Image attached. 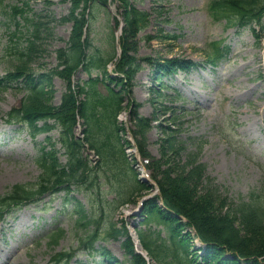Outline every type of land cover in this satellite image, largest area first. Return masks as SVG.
Returning a JSON list of instances; mask_svg holds the SVG:
<instances>
[{
  "label": "rangeland",
  "instance_id": "374dc122",
  "mask_svg": "<svg viewBox=\"0 0 264 264\" xmlns=\"http://www.w3.org/2000/svg\"><path fill=\"white\" fill-rule=\"evenodd\" d=\"M127 1L135 10L147 13L148 26L144 30L134 28L131 34H122L126 27L128 29L123 5L112 0H107L105 7L92 12L89 31H86V26L82 29L83 38L88 33L91 40L88 53L102 56L112 53L116 57L122 54L120 48V55H117L116 43L120 29L119 45L123 35L127 55H131L141 67L129 82L131 85L120 95L116 128L111 118H106L109 113L99 99L105 98L102 101L110 103L107 89L118 91L122 88L108 79L94 87L86 85L88 74L82 66L71 74L68 83L56 73L62 71L61 58L69 49L74 27L73 21L61 20L69 15L70 1L0 0V77L17 67L16 51H24L32 42L29 70L35 78L44 81L42 88L50 105L58 107L64 96L70 93L69 89L79 105L86 100V95L80 92L81 87L85 91L87 88L93 90L89 101V111L93 113L91 124L86 126L77 113L73 133L82 138L85 130L89 131L99 150L82 149L92 171L87 182L71 185L68 193L61 191L39 196L36 202L0 222V264H49L52 256L61 251H75V257L68 264H97L99 254L90 256L79 249L78 244L79 239L93 231L96 225L100 226L101 232L95 245L104 247L118 264H128V249L123 244L127 239H108L105 235L108 225L123 226L128 230L136 227L143 233L150 228L148 238L157 239V233L152 234V231H158L160 227L139 224L141 217L135 211L144 195L151 196L156 191L159 196L155 201L160 204L165 196L155 182L156 186L151 191L130 193L134 177L147 186L151 182L148 178L144 183L142 175L154 174L157 180L165 182L166 176H185L193 163L200 164L202 175L197 184L198 194L220 196L224 199L221 214L230 212V216L234 211L232 206L241 200L248 201L251 193L262 195L264 192V42L259 45L249 27H225L224 18L215 20L209 8L211 0ZM13 5L21 12L14 19L8 10ZM79 11H82L81 3L75 14ZM259 36L264 37V32ZM213 43H219L220 48L225 45L228 51L224 50V57L211 68L206 62V53L210 52L208 46ZM211 51L214 52L213 49ZM167 59H183L194 65L185 71L179 69L169 78L162 77V83L168 88L158 93L153 64ZM114 68L115 62H112L107 73L117 77ZM96 75L100 78L97 71L92 70L90 76ZM106 84L109 85L107 89ZM20 87L14 84L0 89L2 116L21 107L17 106L22 104L26 90ZM138 116L149 121L144 135L136 131ZM48 124L52 126L53 121L49 120ZM113 126L123 152L109 149L108 133ZM113 131L111 135H115ZM172 136L175 137L176 151L165 149ZM51 145L59 164H65L66 154L60 143L58 125L32 140L25 129H15L0 119V195L16 184L34 187L41 174L36 162L40 149ZM138 148L147 160L138 156ZM89 183H93L92 187ZM110 183L123 193L122 198L127 193L132 194L125 204L117 208L112 202L114 192L106 193ZM76 202L83 204L90 214L92 222L87 228L79 224ZM172 202L173 206L180 208L174 200ZM175 217L179 219L178 224L181 222L183 225V233L192 238L191 253L200 251L193 245L197 243L193 226L181 214H175ZM232 217L235 226L240 228L239 215ZM56 228L61 229L64 235L52 248L48 244V235ZM158 233L162 242L158 240L157 245L168 249V253L160 251V254L166 261L179 264L171 253L173 248L169 244L167 230L162 229ZM151 264L160 263L154 259Z\"/></svg>",
  "mask_w": 264,
  "mask_h": 264
},
{
  "label": "trees",
  "instance_id": "16d2710c",
  "mask_svg": "<svg viewBox=\"0 0 264 264\" xmlns=\"http://www.w3.org/2000/svg\"><path fill=\"white\" fill-rule=\"evenodd\" d=\"M69 1L71 4L69 15L63 17L61 20L73 21L74 27L70 36L69 49L65 53L64 58H61L62 62L60 66H62V71H56V73L64 77L68 83L70 82L71 74L79 66H82L88 74L86 85L94 87L98 82H104L108 79L115 82L116 86L122 88L117 91L110 87L108 88L109 85L106 84L105 86L106 89L108 88L107 92L111 101L110 103H105L102 101L105 98L99 99L107 108L106 113H109L106 114V118H111L112 124H115V127L118 128L117 114L120 112V95L131 85L129 82L132 81L141 67L131 55H127V47H125L122 35L120 39L122 54L115 61L114 68L117 77L110 76L107 73V65L113 61L115 56L112 53L107 56L88 53L91 47V40L89 39L88 33H86V38H83L82 32L84 26H86V31H89L91 19L93 18L92 12L98 8L105 7L107 0ZM112 1L116 4L123 5L124 20L128 24V29L126 27L122 34H131L134 28L140 31L148 26L147 13L135 10L127 0ZM80 3L82 4V11L75 14ZM209 8L215 20L220 18L225 19V27L249 26L255 39L258 40V44L262 40L264 41V37L259 36L260 32H264V0H212ZM8 10L12 14L13 19L21 13L20 9L15 5L9 6ZM252 25H255L259 31H256ZM32 44V42H29L24 51H16L17 56L15 59L18 62L17 67L13 71L7 72L3 78H0V88L2 89L11 83H23V86L26 88V95L21 107L12 110L4 118L5 120L16 121L18 124L25 125L32 138H35L40 133L49 131L52 126L58 125L60 127V143L66 154V163L63 165L59 164L53 151V145L50 148L42 147L40 149V155L36 159V162L41 168L39 182L34 187L16 184L7 193L0 195V217H3L15 207H21L33 202L38 196L45 193H53L63 189L69 191L71 185H81L87 182V178L91 176L92 172L89 159L87 157L85 158L82 154L83 144L75 137L73 128L77 113L83 119L86 126L91 124V116L93 113L89 111L91 106L89 105V101L91 100L93 90L87 88L85 91L81 87L80 92L86 95V100L79 103V105L76 104V98L70 89V93L64 96L63 101L58 107L50 105L44 88H42L44 81L40 80V78L36 79L34 74L29 70V58L31 49L33 48ZM218 45L213 43L210 47L208 46L209 49L211 48L214 51L212 53L210 49V52L208 51L206 53V59L211 64L221 56L222 50ZM151 62L152 60L149 61V63ZM190 64L189 61L183 59H167L154 62V79L159 85L156 92L159 93L163 89L168 88L167 84L162 83V77L171 76L179 69L184 71L190 67ZM92 70H96L100 78L98 76H90ZM0 117H2L1 113ZM137 118L136 131L139 130L138 133L144 135L149 128V121L145 117L138 116ZM49 120L53 121L52 126L48 124ZM39 122L42 124L39 125ZM114 129L113 126L112 131ZM113 132H115V135H111L110 132L108 133L109 144L111 145L109 149L122 151V143L116 137L117 131ZM174 140L175 137L172 136L170 143L165 145V149L168 148V151H176V141L174 142ZM84 141L91 149L95 148L96 152L99 151L95 143L92 142L91 135L87 130H85ZM138 150L140 155L145 158L146 155L140 148ZM122 155L121 153V158ZM193 165L191 167L192 169L185 173V176H177L175 178L166 176L165 182L160 180L162 183L157 180L156 175H151L158 185L160 192L165 195L162 202L166 209L158 206L157 201H155L156 198L146 201L142 211L143 213L141 214L145 222L163 224L168 231V241L173 248L171 253H173L174 261H179V264L195 263L188 259L191 253L190 242L192 238L186 233H183L184 230L181 229L183 225H180L181 222L178 224L177 220L179 219L175 217V214L184 216L188 223L195 229L196 236L206 245L203 255L200 256L197 253L191 254L196 258H200L204 264H264V192L262 195L251 193L248 201L244 202L241 200L238 204L232 206L234 207V211H232L231 216L229 215L230 212L221 214L224 199L220 196H211L203 192L198 194L197 184L200 182L202 175V166L200 164L195 165L194 163ZM134 181L129 188H132L130 193H138L151 189L150 185H142L136 177H134ZM89 184V187H92L93 183ZM129 189L126 192H129ZM106 192L115 193L116 197L113 200V203L116 205L115 208L125 204L132 195L127 193V196L122 198L123 193L118 191L113 183L108 185ZM170 199L174 200L180 208H177L175 205L173 206V202ZM75 213L81 227L87 228L91 225L92 220L89 217L90 214L80 202H77ZM236 214L239 215L240 228L234 224L232 216H236ZM108 228L109 230L106 233L108 238L116 239L125 234V228L123 226L115 227V225L109 224ZM99 232L100 228L96 225L93 231L80 238L78 244L81 249L92 251L93 243L99 238ZM138 234L142 245L153 258L160 264H172V262L166 261L163 257L164 255L160 254V251L162 254L168 253L167 247L161 249L157 245V239L149 242L142 233L140 234L138 232ZM63 235L64 232L61 229H57L51 233L48 236L49 246L54 248ZM124 244L128 249V253L131 255L129 259L130 264H145L141 256L133 253L129 238ZM179 251L181 252V256L178 254ZM102 254L105 255V251ZM72 257L73 252H59L52 256L50 264H59L63 261L68 262Z\"/></svg>",
  "mask_w": 264,
  "mask_h": 264
},
{
  "label": "bare ground",
  "instance_id": "6f19581e",
  "mask_svg": "<svg viewBox=\"0 0 264 264\" xmlns=\"http://www.w3.org/2000/svg\"><path fill=\"white\" fill-rule=\"evenodd\" d=\"M131 231H133V230H131Z\"/></svg>",
  "mask_w": 264,
  "mask_h": 264
}]
</instances>
